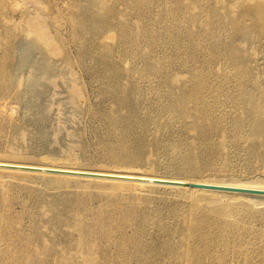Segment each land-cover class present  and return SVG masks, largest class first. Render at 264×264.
<instances>
[{
    "label": "rangeland",
    "instance_id": "obj_1",
    "mask_svg": "<svg viewBox=\"0 0 264 264\" xmlns=\"http://www.w3.org/2000/svg\"><path fill=\"white\" fill-rule=\"evenodd\" d=\"M87 1L0 0V159L263 178L264 146L253 136L241 93L264 108V0H150L147 12L136 0H104L111 11L101 31L82 26L89 25ZM34 16L46 23L54 48L34 45L27 25ZM145 24L128 52L122 32ZM167 90L189 94L186 114L172 108ZM198 119L206 125L203 137L194 127ZM128 120L130 144L142 151L123 160L114 152ZM196 146L202 163L193 170L188 156ZM190 204L171 190H113L87 180L58 185L37 174L0 172V264H188L181 235ZM211 215L219 232L237 220ZM79 223L97 231L88 246ZM243 224L245 242L228 239L218 261L202 253L200 264H240L234 249L247 246L257 255L264 214Z\"/></svg>",
    "mask_w": 264,
    "mask_h": 264
},
{
    "label": "bare ground",
    "instance_id": "obj_2",
    "mask_svg": "<svg viewBox=\"0 0 264 264\" xmlns=\"http://www.w3.org/2000/svg\"><path fill=\"white\" fill-rule=\"evenodd\" d=\"M35 1L37 2V0ZM149 1L150 0H136V3L138 4V6L144 7L146 10ZM87 2H88V6L85 8L83 18L84 17L90 18L88 19L89 25H86V21H85V23H83L82 26L89 27V29L92 30L101 31L103 23L105 24L106 22V15L111 10L107 8V4L104 0H88ZM147 11L148 10H146L145 12ZM230 21L235 23V25H237L238 27V22H236L234 19H231ZM45 24L35 16L32 19H30V22L27 21V25H30V27L33 28V30L36 33L34 45H36L37 47H42L44 49L46 45L51 48H54L53 45L51 44V38L49 37L50 34L48 35L47 32L50 30H47ZM147 30H148V25L145 24V26L140 25L136 31L128 29V31L125 30L122 32V35H124L122 36V40L127 45L128 52H130L129 49L130 40H132V38L137 34L146 33ZM237 30L244 32L245 36L249 35L247 29L243 27H239L237 28ZM53 44L55 45V43ZM148 66L151 67V65ZM158 66L159 68L162 69L164 68V63L162 62ZM150 71L154 72V70L152 69H150ZM168 81L169 83H171L172 81H174V78ZM74 84L75 83H73V85ZM197 85L200 86L198 83ZM78 92L79 91L75 90V93ZM241 95H242L241 99H243V102L245 103L247 110L251 114V126L253 129V136L261 142L262 146H264V108L260 103L252 101L248 92L241 93ZM121 96L123 100H126V95L124 93ZM165 96L167 97L169 104L172 106V108L176 109L177 112H180L182 114L187 113V110H185L186 104L189 99V94L187 92L181 93L180 95H174L170 90H167L165 91ZM197 110L201 112L203 118H205L208 114L206 111H203L201 107H198ZM240 123L241 121L238 123V126ZM215 126L216 123L212 122V124H210L208 128H214ZM194 127L196 128L198 133H200L201 137L205 135L206 125L204 124V122L201 123L200 119H198L194 123ZM129 129H130V123L128 120L125 123V131L123 132V136L121 137V140L118 143L119 147L117 151L114 152L115 158H119L123 160H132L134 157H137L142 151L141 147L136 148L130 144L132 136H130L131 134L129 132ZM196 149L197 150H195L192 154L188 156V160L193 162V170L199 169V166L202 163V161H200L202 157V152H201L202 150L197 148V146ZM263 157H264V153H263ZM26 170H30V171H26ZM33 171H38V172H33ZM0 172H5L10 175L37 174L47 177V180L50 183L58 184V185H69L71 180H83V181L87 180L91 182L108 183L110 184L113 190L134 189L142 193L156 188V189L175 191L177 194L191 199V204L187 213L185 228L181 235L182 243L186 246V249L184 250H185L186 259L188 260V264H200L199 256L202 253H205V255L209 256L211 261L213 262L218 261L222 257V254H219L217 249L220 246L225 245L228 239L234 237L238 239L237 241L240 243L246 241L248 232H246V227L243 226L244 220L247 219L248 217L254 218L257 214L261 212L262 214H264V195L261 194L243 193L236 191H223V190H214V189H198V188H190L181 185L164 183V182H172V183L185 184L189 182L190 183L197 182L203 184H217L223 186L254 188V189L264 190V177L253 180H241V179H233V178L196 179L190 177H173L167 175L165 176V175L155 174L152 172L150 173L139 172L137 174H133L131 173V171H119L112 169H94L89 167H80V166L65 164L64 162L38 163V162L17 161L10 159H0ZM75 172H79V173H75ZM80 172H84V173H80ZM85 174H90V176H87ZM93 175H97V177H94ZM130 175H132L134 178L132 177L130 178ZM128 181H137V182H128ZM201 200H205L207 202L206 205H203L201 203ZM142 206H144V204ZM211 211L212 212L216 211L223 216H230L234 218L237 217V220L235 219L233 222L230 223V225L225 227L224 232H219L217 230L218 219L215 216L211 215ZM99 225L102 228L100 231H104L103 229L106 225H105L104 217L102 215L99 217ZM77 227H78L77 229L80 230V232L84 237L83 239L84 245L88 246L92 241V239L96 236L97 231L95 229H92L89 225L83 223H79ZM196 232H199V235L195 238L194 236ZM112 234L114 235V233ZM239 246L240 245H238L237 247ZM261 247L264 246L263 245L255 246V248H261ZM245 248L247 249H240V248L234 249V253H236L238 256L242 258L240 264H264V248H262L257 255H254L253 247L248 248L247 246ZM141 261L143 263L146 262L147 261L146 257L142 256Z\"/></svg>",
    "mask_w": 264,
    "mask_h": 264
},
{
    "label": "water",
    "instance_id": "obj_3",
    "mask_svg": "<svg viewBox=\"0 0 264 264\" xmlns=\"http://www.w3.org/2000/svg\"><path fill=\"white\" fill-rule=\"evenodd\" d=\"M53 172H55V171H53ZM85 175L90 176V174H85ZM93 176L97 177V175H93ZM164 183L173 184V185H181V186H186V187H190V188H198V189H214V190L236 191V192L264 195V190L254 189V188L223 186V185H217V184H203V183H197V182H191V183L189 182V183H185V184L172 183V182H164Z\"/></svg>",
    "mask_w": 264,
    "mask_h": 264
}]
</instances>
